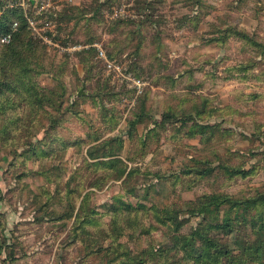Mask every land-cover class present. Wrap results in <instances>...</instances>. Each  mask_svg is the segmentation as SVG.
<instances>
[{"label":"rangeland","instance_id":"rangeland-1","mask_svg":"<svg viewBox=\"0 0 264 264\" xmlns=\"http://www.w3.org/2000/svg\"><path fill=\"white\" fill-rule=\"evenodd\" d=\"M11 9L36 29L0 47V264H208L194 233L238 253L201 198L264 194V0Z\"/></svg>","mask_w":264,"mask_h":264},{"label":"trees","instance_id":"trees-1","mask_svg":"<svg viewBox=\"0 0 264 264\" xmlns=\"http://www.w3.org/2000/svg\"><path fill=\"white\" fill-rule=\"evenodd\" d=\"M19 10V11H18ZM15 21H18L20 24V32L14 35V38L10 44H2L0 42V47H8V51H13V53H17V51L23 54L25 52V48H16L17 39H21L25 35L26 24H21L23 20V13L20 9L8 10L5 13L0 15V39L3 35L7 34L11 31L12 25ZM25 22V21H24ZM24 34V35H23ZM23 35V36H22ZM22 36V37H21ZM19 39V40H20ZM22 40V39H21ZM24 40V39H23ZM30 39L28 41H24V45H30ZM33 47L36 45L33 42ZM29 52L32 53V50ZM33 54V53H32ZM27 56V54H26ZM35 57V56H33ZM16 68L22 69L24 72L29 68V60L27 57H21L18 63H16ZM6 75L3 81L8 80L5 83L7 86H11L12 83L16 81H20L23 76H20L15 70L13 74ZM15 78V79H14ZM225 171L227 168H224ZM212 172H214L213 168H211ZM203 200V205L201 207V212H210L211 208L213 209L211 212L215 217L218 216V209L221 205H230L227 211H225L223 217L221 218L223 222L227 224V227H231L233 233H236V229L238 234H234L236 236L235 248L238 253L235 251L221 250L222 246L224 247L225 243L217 238H208L204 237L202 241L198 240L193 234V240L188 244H196L201 243L200 246H197L198 250L202 254L203 257L209 260L208 264H221L220 259L225 261H229L234 264H246L249 260L251 262H258L259 264L264 263V219H256V216L253 214V211L256 209L257 205L261 202H264V194H258L253 199H247L242 202L241 199H238L237 196L234 195H211L201 198ZM220 215V214H219ZM219 218V217H218ZM260 222V224H258ZM236 226V228H235ZM249 227V229H248ZM256 230V235L258 239L253 240L249 230ZM198 235V234H197ZM199 236V235H198ZM186 240H183L185 243ZM222 245V246H221ZM240 245H245L243 249ZM156 250L155 248H153ZM149 251V250H148ZM158 251V249H157ZM243 252H249L248 256H242L238 254H243Z\"/></svg>","mask_w":264,"mask_h":264},{"label":"built area","instance_id":"built-area-1","mask_svg":"<svg viewBox=\"0 0 264 264\" xmlns=\"http://www.w3.org/2000/svg\"><path fill=\"white\" fill-rule=\"evenodd\" d=\"M32 1V0H31ZM24 5V4H22ZM14 6V5H13ZM16 6V5H15ZM35 30L36 27L34 26V20L32 18L28 17V22L25 30ZM20 32V24L18 21H15L12 25L11 31H9L7 34L3 35L0 39V42L2 44H10L14 38V35L16 33ZM98 57L103 59L105 61V64L108 68L114 70L116 74L119 76L120 70L116 67L114 62L110 61L107 59V55L105 54L103 49H99L98 51ZM131 76H129L127 79H131ZM135 84L141 85V80L140 79H133Z\"/></svg>","mask_w":264,"mask_h":264}]
</instances>
